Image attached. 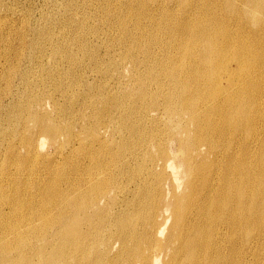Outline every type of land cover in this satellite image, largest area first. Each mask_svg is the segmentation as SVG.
<instances>
[{
	"label": "bare ground",
	"instance_id": "bare-ground-1",
	"mask_svg": "<svg viewBox=\"0 0 264 264\" xmlns=\"http://www.w3.org/2000/svg\"><path fill=\"white\" fill-rule=\"evenodd\" d=\"M37 14L0 0V264H264V0Z\"/></svg>",
	"mask_w": 264,
	"mask_h": 264
},
{
	"label": "rangeland",
	"instance_id": "rangeland-1",
	"mask_svg": "<svg viewBox=\"0 0 264 264\" xmlns=\"http://www.w3.org/2000/svg\"><path fill=\"white\" fill-rule=\"evenodd\" d=\"M20 1V2H19ZM27 1V2H26ZM40 1V2H39ZM11 2H12V0H11ZM13 2L14 3H16V5H19V7L20 8H22L23 9V11L24 12H26L27 13V11H28V14L31 12V13H33V14H35V17L36 18H38L39 16H38V11H39V9H40V7L42 8V6H43V0H13ZM26 2V3H25ZM29 2V3H28ZM36 2V3H35ZM42 3V4H41ZM27 4V5H26ZM7 5H10L11 6V4H7ZM22 7H21V6ZM30 5V6H29ZM41 5V6H40ZM26 7H27V9H26ZM28 7L30 8V9H28ZM39 8V9H38ZM38 9V10H37ZM34 10V11H33ZM36 11V12H35ZM5 13H9V12H5ZM1 16V15H0ZM2 17V20L1 21H4V20H8V18L7 17H9V16H5V15H2L1 16ZM4 17H6V18H4ZM10 18V17H9ZM15 20V21H14ZM12 23L14 22L15 23V25H14V23H13V27H14V29H16V31L17 30H19V28L20 27H22V23H23V21H21L20 19H16V18H14L12 21H11ZM36 21H33V24L35 23ZM20 23H21V25H20ZM24 25V24H23ZM14 29H13V31L12 32H14ZM28 36H29V38H28ZM31 36V37H30ZM27 38L28 39H31V38H33V36L32 35H27ZM13 40L15 41V44H17V39L16 38H14L13 37ZM2 61H4L3 60V58L1 59V62ZM23 65H24V63H23ZM6 101H8V99H6Z\"/></svg>",
	"mask_w": 264,
	"mask_h": 264
}]
</instances>
